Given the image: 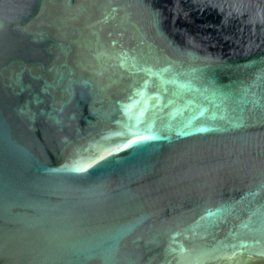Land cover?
Here are the masks:
<instances>
[{"label": "water", "instance_id": "obj_1", "mask_svg": "<svg viewBox=\"0 0 264 264\" xmlns=\"http://www.w3.org/2000/svg\"><path fill=\"white\" fill-rule=\"evenodd\" d=\"M0 264H264V0H0Z\"/></svg>", "mask_w": 264, "mask_h": 264}]
</instances>
